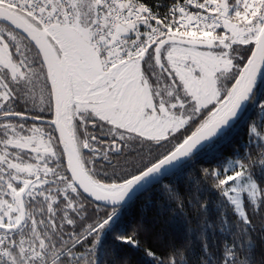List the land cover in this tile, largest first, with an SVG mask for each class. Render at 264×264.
<instances>
[{
	"label": "snow or ice",
	"instance_id": "1",
	"mask_svg": "<svg viewBox=\"0 0 264 264\" xmlns=\"http://www.w3.org/2000/svg\"><path fill=\"white\" fill-rule=\"evenodd\" d=\"M223 144L193 196L166 195L202 211L207 185L264 224V0H0V264H187L115 222Z\"/></svg>",
	"mask_w": 264,
	"mask_h": 264
},
{
	"label": "trees",
	"instance_id": "2",
	"mask_svg": "<svg viewBox=\"0 0 264 264\" xmlns=\"http://www.w3.org/2000/svg\"><path fill=\"white\" fill-rule=\"evenodd\" d=\"M235 142L239 143L238 137ZM231 154V146L223 144L212 156H194L121 207L115 229L129 231L143 219L151 229L148 244L156 247L152 236L163 229L168 243L185 248L187 264H224L225 260L229 264H264V224L258 218L250 225L244 224L233 205L207 185L198 192L199 200L208 202L202 211L193 210L186 202L184 213L166 195L164 185L172 186L186 198L193 196L194 179L199 177V169L221 162L227 164L224 157ZM194 202L198 207V202ZM244 204L248 206L246 197ZM107 235L110 239L111 233ZM229 250L233 254L231 257L225 255ZM144 264L152 262L145 258Z\"/></svg>",
	"mask_w": 264,
	"mask_h": 264
},
{
	"label": "water",
	"instance_id": "3",
	"mask_svg": "<svg viewBox=\"0 0 264 264\" xmlns=\"http://www.w3.org/2000/svg\"><path fill=\"white\" fill-rule=\"evenodd\" d=\"M193 157L186 158L182 163H180L177 167H175L171 171L162 170L160 174H158L157 176H155L153 178H150L149 181L145 185H143L142 187H139L138 189H134L132 196L130 197V199L122 207L128 205L136 196H138L144 190H146L147 188H149L150 186L155 184L160 179L164 178L165 176L169 175L170 173L174 172L175 170H177V169L181 168L182 166H184L185 164H187L189 162V160H191Z\"/></svg>",
	"mask_w": 264,
	"mask_h": 264
},
{
	"label": "rangeland",
	"instance_id": "4",
	"mask_svg": "<svg viewBox=\"0 0 264 264\" xmlns=\"http://www.w3.org/2000/svg\"><path fill=\"white\" fill-rule=\"evenodd\" d=\"M234 207V206H233ZM238 215V214H237ZM239 216V215H238Z\"/></svg>",
	"mask_w": 264,
	"mask_h": 264
}]
</instances>
